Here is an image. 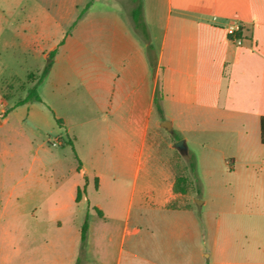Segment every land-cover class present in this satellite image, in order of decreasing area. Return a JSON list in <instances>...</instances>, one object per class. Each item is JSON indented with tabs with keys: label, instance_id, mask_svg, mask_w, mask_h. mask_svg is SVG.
Returning a JSON list of instances; mask_svg holds the SVG:
<instances>
[{
	"label": "crops",
	"instance_id": "1",
	"mask_svg": "<svg viewBox=\"0 0 264 264\" xmlns=\"http://www.w3.org/2000/svg\"><path fill=\"white\" fill-rule=\"evenodd\" d=\"M90 2L53 1L61 5L60 12L41 18L33 12L24 13V0H0V5H16L15 14L14 9L9 12L14 18L6 29L1 21L5 11L0 9V35L11 29L21 53H39L40 37L49 38V55L56 51L39 87L43 102L13 108L6 119H0V130L15 124L22 133L41 135L46 150L51 148L46 139L59 140L63 150L74 153L76 172L96 176L100 191L105 174L111 175L117 194L120 181H131L127 214L121 221L115 214L118 200L109 207L112 215L97 204L107 217V222H98L101 228L106 227L103 234L101 229L93 236L89 223L84 264H104L101 251L89 255L92 240L97 249L99 240L109 246L118 243L122 253L128 244L131 264H193L205 250L201 244L203 226L198 210L170 207L178 197L175 177L169 166L158 160L151 141L155 97L160 88L164 118H169L166 120L172 122L175 132L183 133L188 123L183 118L193 116L205 101L222 99L237 84L239 72H257L262 88L264 0H140L150 34L148 43L135 30L131 0H94L78 19ZM97 3L102 6L94 12ZM75 22L72 35L66 37ZM232 24L241 25L238 41L227 35ZM149 45L153 48L150 57ZM257 116L260 139L264 112ZM46 123L51 124L50 130L43 129ZM87 161L93 164L90 171ZM223 162L237 177L241 162L226 156ZM242 164L246 171L240 190L244 205L240 237L245 255L251 244L264 247V159ZM79 186L81 182L75 186L74 202ZM201 200L198 206L202 208L206 200ZM211 237L215 243V235ZM80 243L79 235L77 252L67 253L60 262L53 255L47 262L33 264H75ZM16 256V264H24L18 260L19 251Z\"/></svg>",
	"mask_w": 264,
	"mask_h": 264
},
{
	"label": "rangeland",
	"instance_id": "2",
	"mask_svg": "<svg viewBox=\"0 0 264 264\" xmlns=\"http://www.w3.org/2000/svg\"><path fill=\"white\" fill-rule=\"evenodd\" d=\"M24 1L27 4L24 13L33 12L41 18L58 14L61 8L60 4H53L58 0H35L36 4L32 0ZM101 6L102 3H97L93 11L97 12ZM15 7L0 5V9L5 11L1 19L3 29L14 18L9 12L14 9V15ZM123 7L127 11V6ZM74 27L67 31L66 37L72 35ZM12 34V30L7 29L0 35L2 120L36 83L50 50L49 38L40 37L39 53L33 56L21 53ZM11 44L13 46L8 47ZM244 73L237 74V84L222 99L205 101L202 107L194 110L193 116L184 117L188 122L185 132L167 131L160 125L163 120L157 112L152 120L151 141L155 142L158 160L166 163L165 167L168 165L175 177L178 197L170 207L198 210L201 218V244L205 250L193 264H264V247L251 244V250L248 249L244 255L240 237V209L244 208L240 190L246 171L242 163L249 159H264L257 116L264 112V85L261 88L257 72L249 70L246 75ZM43 129L50 130L51 124H44ZM179 140L186 141L187 155L174 148ZM42 141L41 135L22 133L15 124L0 130V264H16V251H19L18 260L24 264L47 262L53 255L60 262L67 253L77 252L80 229L87 212L93 236L98 230L102 229V234L105 231L106 226L101 228L98 220L107 222L99 205L112 215L109 207L118 200L114 205L118 206L116 217L121 221L127 214L131 181H120L121 189L117 194L111 175L105 174L100 191V181L96 176L89 178L76 172L78 162L70 149L63 150V143L59 140L46 139L51 147L46 150L41 146ZM55 142L59 147L54 145ZM223 156L236 157L241 162L237 177L224 164ZM192 159L196 162L199 181L195 180L189 168ZM85 165L88 171L93 167L88 161ZM79 182L80 197L78 202H74L73 193ZM203 198L206 203L201 208L196 199ZM262 223L264 226V215ZM211 235H215V243ZM98 244L97 249L92 240L89 255L101 251L105 254L104 264H117L119 257L121 264H131L128 244L123 247V253L118 243L109 246L99 240ZM247 257L248 260L245 259Z\"/></svg>",
	"mask_w": 264,
	"mask_h": 264
},
{
	"label": "trees",
	"instance_id": "3",
	"mask_svg": "<svg viewBox=\"0 0 264 264\" xmlns=\"http://www.w3.org/2000/svg\"><path fill=\"white\" fill-rule=\"evenodd\" d=\"M93 1L94 0H91V2L89 4H87V6L82 10L78 19H80L82 17V15L90 8ZM131 1L135 4V7L132 10V16H133V22H134L135 30L143 38L145 43H148L150 41V34H149L148 27L142 18V4H141L140 0H131ZM75 24H76V22L73 24L72 27H74ZM152 50H153L152 46L149 45L147 47V52L149 54V57H150V53L152 52ZM55 54H56V51H53L50 53L49 60L46 64V66L44 67V69L42 70L41 74L39 75L36 83L28 90L27 95L23 99L19 100L13 106V108H15L17 106L24 105V104L29 103V102H39V103L43 102L42 98L39 94V87L44 82V80L46 79V76L48 75V72L50 70V66L53 62ZM162 100H163V96H162L160 88H159V90L157 91V96L155 97L154 105H155V109H156L158 115L161 117L162 120H164V114H163L162 105H161ZM57 122L60 123L59 120H57ZM260 140H261L262 145H264V116L260 117ZM77 159H78V157H77ZM80 166H81V164H79V167H78L79 170H80ZM189 168H190L195 180L199 181V178L197 176V170H196V162L194 161V159H192L191 162L189 163ZM85 186H86V183H85ZM174 189H175V187H174ZM175 191H176V189H175ZM80 192H81V189L78 188L77 197H76L77 202L79 201ZM88 231H89V213H86V215L84 216L82 225H81L80 251H79V256H78L75 264H84L85 263V253H86Z\"/></svg>",
	"mask_w": 264,
	"mask_h": 264
},
{
	"label": "water",
	"instance_id": "4",
	"mask_svg": "<svg viewBox=\"0 0 264 264\" xmlns=\"http://www.w3.org/2000/svg\"><path fill=\"white\" fill-rule=\"evenodd\" d=\"M161 126L164 127L167 131L172 132L173 131V125L172 122L169 120H165L161 122ZM174 148L177 149L182 155H187V143L185 140H179L174 144ZM203 201L196 199V204L201 205Z\"/></svg>",
	"mask_w": 264,
	"mask_h": 264
},
{
	"label": "built area",
	"instance_id": "5",
	"mask_svg": "<svg viewBox=\"0 0 264 264\" xmlns=\"http://www.w3.org/2000/svg\"><path fill=\"white\" fill-rule=\"evenodd\" d=\"M241 25L240 24H232L227 29V35L231 38L233 41H238V34L241 31ZM57 142L54 143L55 146H57Z\"/></svg>",
	"mask_w": 264,
	"mask_h": 264
}]
</instances>
